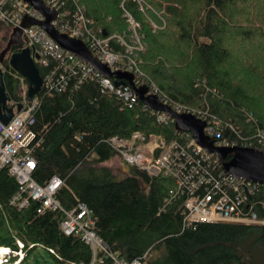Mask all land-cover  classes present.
<instances>
[{
  "label": "trees",
  "instance_id": "trees-1",
  "mask_svg": "<svg viewBox=\"0 0 264 264\" xmlns=\"http://www.w3.org/2000/svg\"><path fill=\"white\" fill-rule=\"evenodd\" d=\"M143 1L159 14L153 13L163 27L158 32L145 24L135 0H77L95 26L109 34L129 32L124 2L141 23L140 33L148 45L140 54L143 74L172 103L208 110L222 122L224 138L264 150L258 135L264 131V0ZM7 39L8 35L0 41ZM3 47L0 42V52ZM21 50L19 44L13 45L3 66L15 72L10 58ZM4 79L16 102V79L6 71ZM73 81L65 91L39 94L32 128L42 143L34 150V177L44 184L53 175L62 176L67 186L59 190L58 198L67 207L79 200L93 210L95 230L111 253L126 261L145 257L147 264H264V225L200 221L187 226L183 199L169 201L176 188L174 178L150 177L125 164L127 175L118 180L105 165L118 155L110 138L141 130L172 139L175 123L160 124L146 104L127 105L122 98L104 93L99 82L76 88ZM231 158L228 155L227 160ZM18 190L17 179L3 169L0 246L17 249L18 239L25 242L26 255L19 264H30L38 246L48 250L56 264H90L92 248L61 230L63 215L39 213L38 201L27 208L13 206L11 199ZM263 201L261 186L253 198L260 214ZM99 256V264H116L109 253Z\"/></svg>",
  "mask_w": 264,
  "mask_h": 264
},
{
  "label": "built area",
  "instance_id": "built-area-1",
  "mask_svg": "<svg viewBox=\"0 0 264 264\" xmlns=\"http://www.w3.org/2000/svg\"><path fill=\"white\" fill-rule=\"evenodd\" d=\"M47 8L56 14L51 25L61 34L81 40L93 56L107 65L111 71L132 73L136 88H147L146 96H157L161 102L170 106L177 113H191L206 121L205 133L216 146L234 147L240 144L224 138L222 122L210 115L208 110H191L178 103H172L160 88L151 82L141 71L140 54L145 51L143 35L139 32L141 23L125 8L129 32L104 34L105 30L95 26L87 16L86 9L77 0H42ZM140 10L148 16V24L158 32L160 25L154 19V9H149L143 0H135ZM70 2L74 4L71 5ZM150 10V11H149ZM159 15V14H158ZM28 17L37 21L46 20L45 15L26 0H0V22L10 28L23 29L24 48H30L34 62L43 70L42 90L51 92L65 91L74 80L79 87L84 82H99L102 91L114 94L127 105L140 102L139 94L127 78L105 76L88 61L63 47L49 32L38 24L23 26ZM116 43V44H115ZM118 45V48L115 47ZM12 67V65L10 64ZM13 68V67H12ZM14 69V68H13ZM4 72L14 76L17 81V101L14 102L16 113L8 124L0 121V172L7 168L19 183V190L12 197L11 204L17 208H27L33 201L40 203L39 213L59 212L63 215L60 228L66 235H76L89 245L93 251L90 264L102 262L100 252L109 253L116 264H147L145 257L126 261L110 252L108 244L96 232V217L93 210L78 200L67 207L58 198L59 190L67 186L65 179L56 174L44 184L34 177L37 160L34 150L41 145L35 124V113L40 106L39 94L29 97V80L11 68L3 66ZM41 72V70H40ZM117 82H123L117 85ZM19 106H22L18 110ZM148 107V106H147ZM160 124H167L175 119L167 112L148 107ZM176 128V126H175ZM176 137L168 139L163 134H146L141 130L134 131L129 137L113 136L109 142L127 164L146 172L150 177L167 176L174 178L176 188L169 201L183 199L182 208L187 226L195 222H236L247 225H264V213L256 209L253 198L264 183L253 182L226 173L220 158L210 153L189 131H179ZM259 142L264 146V131L259 130ZM94 155V154H93ZM264 208V201L262 203ZM18 248L0 246V264H19L26 255L25 242L18 239ZM30 244L29 248H35ZM6 247V248H4ZM42 247V246H38ZM55 253L53 249H50ZM16 257L15 261L12 258ZM68 264H87L69 262Z\"/></svg>",
  "mask_w": 264,
  "mask_h": 264
},
{
  "label": "water",
  "instance_id": "water-1",
  "mask_svg": "<svg viewBox=\"0 0 264 264\" xmlns=\"http://www.w3.org/2000/svg\"><path fill=\"white\" fill-rule=\"evenodd\" d=\"M30 2L34 7L41 11L46 20L37 21L26 17L23 22V26L27 27L33 24H38L44 27L49 34L59 42L63 47L74 52L77 56L88 61L95 66L105 76L111 78H127L130 84L136 88L133 82V74L127 72H114L111 69L100 62L93 56L88 47L77 39H71L64 34L59 33L52 25L51 21L56 17V14L50 11L42 0H26ZM108 32H104L107 35ZM15 44L24 46L23 29L18 27L13 30L10 35L8 44L5 49L0 52V121L4 124L10 123L13 119L16 109L12 98L9 96L6 90L3 63L7 57L11 47ZM10 64L20 74L25 76L30 83L29 97L32 98L36 94H39L43 87V78L39 67L33 60L30 48H24L19 52L13 53L10 58ZM123 82H117V85H121ZM139 99L148 107L155 110H161L169 113L175 119V126L179 131H189L193 134V137L202 144L206 150L210 153H215L220 158L224 171L230 175L248 179L253 182L264 183V150L256 147H219L206 136L205 127L206 121L198 118L191 113H177L172 110L170 106H167L161 102L157 96H146L147 88H136ZM22 106H19L18 110ZM228 155H232L230 160H227ZM124 171H128L124 167Z\"/></svg>",
  "mask_w": 264,
  "mask_h": 264
},
{
  "label": "rangeland",
  "instance_id": "rangeland-1",
  "mask_svg": "<svg viewBox=\"0 0 264 264\" xmlns=\"http://www.w3.org/2000/svg\"><path fill=\"white\" fill-rule=\"evenodd\" d=\"M122 4H121V6H122ZM143 21H145V24L147 26L151 27L147 23L148 22V16H146L145 13H144V20ZM128 24H129V28H130V23H128ZM165 26H166V23L164 24V27ZM162 28L163 27L161 26L160 30ZM10 31H11L10 28H8V26H6L4 24H2V27H0V39L2 37H4V36L8 35V39L7 40L0 41L1 44L5 48H6L7 44H8V41H9V38H10V35H11ZM139 32H140V29H139ZM4 47H3V49H5ZM145 48H146L145 49V51H146L147 48H148V45L146 43H145ZM3 49H1V50H3ZM125 164H127V162L123 159V157L120 154H118L116 157H114L113 159H111L110 161L105 163L106 166L110 167L113 170V172L116 175V178L118 180H122L127 175L128 171L127 172L124 171ZM29 262H30V264H56L55 259L52 257V255L49 253V251L46 250L43 247H38V248L33 250V253H32V255L29 258Z\"/></svg>",
  "mask_w": 264,
  "mask_h": 264
},
{
  "label": "bare ground",
  "instance_id": "bare-ground-1",
  "mask_svg": "<svg viewBox=\"0 0 264 264\" xmlns=\"http://www.w3.org/2000/svg\"><path fill=\"white\" fill-rule=\"evenodd\" d=\"M4 248H6V247H4ZM5 252H6L5 249H2L1 252H0V254H3ZM0 257H1V255H0Z\"/></svg>",
  "mask_w": 264,
  "mask_h": 264
},
{
  "label": "flooded vegetation",
  "instance_id": "flooded-vegetation-1",
  "mask_svg": "<svg viewBox=\"0 0 264 264\" xmlns=\"http://www.w3.org/2000/svg\"><path fill=\"white\" fill-rule=\"evenodd\" d=\"M16 45V44H15ZM11 49H12V47H11Z\"/></svg>",
  "mask_w": 264,
  "mask_h": 264
}]
</instances>
